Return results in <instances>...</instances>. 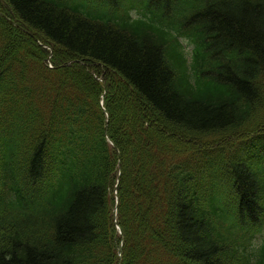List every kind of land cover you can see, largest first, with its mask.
<instances>
[{
  "label": "trees",
  "instance_id": "1",
  "mask_svg": "<svg viewBox=\"0 0 264 264\" xmlns=\"http://www.w3.org/2000/svg\"><path fill=\"white\" fill-rule=\"evenodd\" d=\"M0 264H264V0H0Z\"/></svg>",
  "mask_w": 264,
  "mask_h": 264
},
{
  "label": "rangeland",
  "instance_id": "2",
  "mask_svg": "<svg viewBox=\"0 0 264 264\" xmlns=\"http://www.w3.org/2000/svg\"><path fill=\"white\" fill-rule=\"evenodd\" d=\"M1 4H3V5L5 4L6 6H8L3 1L1 2ZM10 11H11V9H10ZM184 45L188 49V47H189L188 44L184 42ZM131 94H133V93L130 91H126L123 88V86H117L116 87L114 98L117 101V103L121 105L122 109H130V107L132 106L133 98H132Z\"/></svg>",
  "mask_w": 264,
  "mask_h": 264
}]
</instances>
